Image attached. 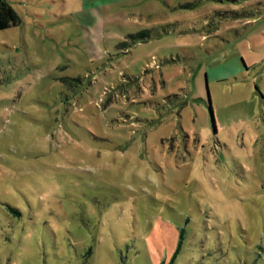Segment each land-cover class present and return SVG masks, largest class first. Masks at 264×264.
<instances>
[{
	"label": "rangeland",
	"instance_id": "1",
	"mask_svg": "<svg viewBox=\"0 0 264 264\" xmlns=\"http://www.w3.org/2000/svg\"><path fill=\"white\" fill-rule=\"evenodd\" d=\"M10 1L0 264H264V0Z\"/></svg>",
	"mask_w": 264,
	"mask_h": 264
},
{
	"label": "trees",
	"instance_id": "2",
	"mask_svg": "<svg viewBox=\"0 0 264 264\" xmlns=\"http://www.w3.org/2000/svg\"><path fill=\"white\" fill-rule=\"evenodd\" d=\"M21 23H22L21 17L14 10L10 2L8 0H0V31L17 27L21 25ZM130 38L136 41H145L150 38V34L148 32L138 33L136 35H132V36L130 35ZM208 104L212 117L210 103ZM178 252H179V248H177L176 253Z\"/></svg>",
	"mask_w": 264,
	"mask_h": 264
},
{
	"label": "crops",
	"instance_id": "3",
	"mask_svg": "<svg viewBox=\"0 0 264 264\" xmlns=\"http://www.w3.org/2000/svg\"><path fill=\"white\" fill-rule=\"evenodd\" d=\"M8 1H10V0H8ZM113 1H116V0H113ZM83 12H85L84 15L86 17V19H85L86 23H88V21H87L88 19L97 21V17L95 14H93V13L90 14L89 12H86V9L84 11H82V13H81L82 15H83ZM85 21H83V22H85Z\"/></svg>",
	"mask_w": 264,
	"mask_h": 264
}]
</instances>
